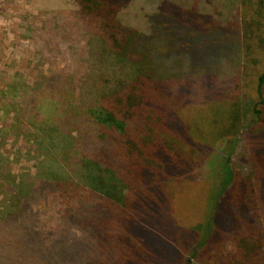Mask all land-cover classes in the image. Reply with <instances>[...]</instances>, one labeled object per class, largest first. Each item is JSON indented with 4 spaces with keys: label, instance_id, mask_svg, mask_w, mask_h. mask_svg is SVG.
<instances>
[{
    "label": "trees",
    "instance_id": "1",
    "mask_svg": "<svg viewBox=\"0 0 264 264\" xmlns=\"http://www.w3.org/2000/svg\"><path fill=\"white\" fill-rule=\"evenodd\" d=\"M120 1L73 0L78 17L91 28L88 73L78 87V103L63 100L74 90L71 82L59 87L41 75L33 87L14 82L10 89L19 91L20 103L6 111L0 105V196L5 198L0 203L5 205L0 206V264H35L34 253L44 264H148L144 246L155 247L156 239L148 243L149 234L137 220L152 214L153 202L162 198L161 179L155 181L159 170L167 177L186 163L175 142L183 143L193 130L183 113L193 115L200 104L235 99L218 77L205 88L228 67L233 66L229 79L235 97L242 98L244 53L253 55L255 48L237 20L252 12L258 21L245 22L244 29L256 34L264 28V0H235L238 15L230 24L236 33L209 44L172 29L176 19L169 14L162 13L160 40L127 27L118 18ZM39 96L60 114L41 117ZM254 103V113L261 117L264 68ZM12 114L16 126L6 119ZM199 116L194 115L195 121ZM10 130L25 138V156L32 162L26 171L14 168L20 150L15 159L3 151ZM219 171L222 183L208 200L207 215L196 227L201 234L183 264L199 260L217 239L219 227L226 242L236 245L233 262L221 264H259L264 261V174L255 177V188L224 206L229 190L247 186L249 178L237 179L228 157ZM42 195L48 207L54 200L52 219L32 211ZM58 205L72 206L63 220ZM14 243L21 245L19 252ZM136 244H141L139 250ZM165 244L162 264H177L179 256ZM167 256L172 262L165 261Z\"/></svg>",
    "mask_w": 264,
    "mask_h": 264
},
{
    "label": "rangeland",
    "instance_id": "2",
    "mask_svg": "<svg viewBox=\"0 0 264 264\" xmlns=\"http://www.w3.org/2000/svg\"><path fill=\"white\" fill-rule=\"evenodd\" d=\"M109 1L115 3L117 0ZM163 1L122 0L117 3L121 7L118 18L125 26L159 40L162 39V13L176 19L172 29L188 31L191 37H200L203 44L216 43L222 37H227V33H236L230 24L238 15L239 8L235 0H165L162 4ZM78 11L73 0H0V105L3 111L8 110L9 105L21 101L19 91L10 89L14 82L22 81L23 88L33 87L41 75L51 77L52 83L59 87H69L71 82L74 90L71 94L69 91L68 97H63V100L78 103V87L82 86L88 73L86 61L91 34V28L78 17ZM252 21H258L252 12L245 19L239 15L237 20L255 48L253 55L244 53L241 100L236 99L237 92L229 79L233 66L211 79L206 89L218 77L219 84L224 82L223 88H227V94L235 99L229 98L221 105L200 104L193 115L183 113L193 130L183 143L178 140L175 142L180 153L186 155V159L183 157L186 163L167 177L162 176L163 169L159 170L160 175L155 181L161 179L162 198L153 202L152 214L137 220L139 226L149 234L146 236L148 243L156 239L155 247L144 246L148 264H162L165 255L162 242L165 244L166 241L179 256L177 264H183L189 246L201 234L196 227L207 215L208 200L222 183L219 171L221 160L228 157L237 179L249 178L247 186L236 184L229 190V195L223 201L224 206L231 205L234 200L250 192L256 187L255 177L264 174V107H259L263 112L261 117L254 113L257 78L264 68V28L258 27L256 34H250V29L245 31L244 24L248 22L251 25ZM24 90L31 92L32 88ZM37 102L42 110L39 112L41 117H56L60 114V111L52 108L46 97L39 96ZM197 114H200L201 119L195 121L194 115ZM16 116L12 114L6 119L16 126ZM0 125L3 126V122ZM25 144L24 136H18L13 130L3 141V151L12 159H15L18 150L22 153L20 161L14 164L17 171H26L32 165L26 159ZM2 201L5 198L0 196V203ZM68 207H55L62 212L61 220L63 214L71 209ZM32 211L39 213L42 219H52L55 215L54 200L48 207L47 197L42 195L33 202ZM223 236L224 231L219 227L215 232L217 239L193 264L233 262L236 245L233 241L227 243ZM221 242L222 245L217 247ZM16 244L14 248L19 252L22 247L19 244L15 247ZM135 247L139 250L141 244ZM152 255L154 258H150ZM31 259L35 264H44L36 253L31 255ZM165 261L172 262L171 257H165ZM259 264H264V261Z\"/></svg>",
    "mask_w": 264,
    "mask_h": 264
}]
</instances>
